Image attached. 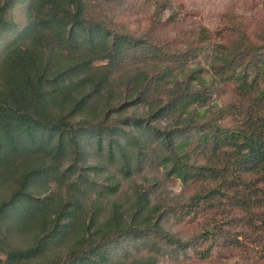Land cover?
Masks as SVG:
<instances>
[{
	"label": "trees",
	"instance_id": "16d2710c",
	"mask_svg": "<svg viewBox=\"0 0 264 264\" xmlns=\"http://www.w3.org/2000/svg\"><path fill=\"white\" fill-rule=\"evenodd\" d=\"M133 5L0 0V183L21 171L0 198V264H185L201 243L211 244L228 205L248 213L247 225L263 239L264 31L231 25L221 35L204 24L176 25L173 16L170 29L182 30L168 34L156 14L136 33L118 18ZM210 46L205 75L187 63ZM98 59L107 62L93 65ZM128 63L138 68L132 95L106 100L97 118L82 115ZM169 80L180 83L159 96ZM156 96L146 112L129 110ZM167 115L179 119L162 125ZM158 163L183 182L162 199L155 196L162 176L145 167ZM72 167L80 170L70 178ZM52 177L67 191L32 189ZM104 211L113 222L93 229ZM197 214L209 226L185 233ZM79 225L75 248L50 255ZM34 226L32 242L15 239Z\"/></svg>",
	"mask_w": 264,
	"mask_h": 264
},
{
	"label": "rangeland",
	"instance_id": "374dc122",
	"mask_svg": "<svg viewBox=\"0 0 264 264\" xmlns=\"http://www.w3.org/2000/svg\"><path fill=\"white\" fill-rule=\"evenodd\" d=\"M132 2L134 5L131 8L121 11V13L118 14V18L120 24L127 25L129 29L136 33H143L147 27L152 24V20L156 14L158 15L157 25L166 29L165 33L168 34L172 31V29H170L172 23L169 25V22L173 16L174 19H176V25L179 23L185 26L204 24L213 30H218V33L221 35L222 32H226L228 28L230 29L233 25L246 28L248 31L252 29L264 31V0H168V2L153 0V4H150V2L144 3L142 0H132ZM181 30L182 28H177L175 31H172V33L178 35ZM213 58L214 50L212 46H210L205 49L198 58L191 59L187 64H196L197 67L201 69V73L210 75V61L213 60ZM106 62L107 59H98L94 61L93 65L105 64ZM127 66L128 67L121 69V75L113 78L115 81H113V84L111 83V87H109V94L103 90V97L98 99L95 104L91 103L92 105H88L81 113L82 115L90 118H97L102 114L106 100L111 99V101H113L116 97L118 99L121 96L126 97L132 95L136 86L134 77L135 71L137 72L138 68L129 65V63ZM148 68H151V66H148ZM177 71L184 73L182 69ZM168 77H170V75ZM164 83L157 92L159 96L167 95L172 88L180 83V81L175 82L169 80ZM157 98L156 96L155 99H149L140 104H134L129 110L139 114L144 113L150 106L154 105ZM176 119H179L177 115H167L160 120V123L162 125H169L174 123ZM86 161L94 163L97 161V157L88 156ZM145 167L146 169L153 170L152 172L160 174L163 178L161 187H159L155 193L157 199H162L166 194H172L181 190L183 186L182 180L175 175L169 176L167 173L168 169L165 167L163 168L161 163L154 166L146 165ZM79 170L78 168L72 167L68 176L70 178L76 176ZM85 170L91 172V178H94L97 174L89 167L85 168ZM20 172L19 169L16 173L12 175L9 174L7 179L0 183V198L6 196L16 186L17 177ZM106 173V170L99 171L98 176L101 177H99L98 180L104 182V177L107 176ZM138 181H140V179H138ZM32 189L37 193L46 191L62 193L67 191V185L64 181L52 177L47 183H34ZM89 191L93 196L98 194L96 190L89 189ZM228 200L230 202V199ZM228 200L225 201L227 202ZM88 201L90 202V200ZM87 206L89 205L87 204ZM226 209L227 212H230V215L226 217L225 215L227 213L222 215L220 213L218 214L219 219L223 221V226L219 228L213 236L211 244L201 243L200 248L202 251L197 254L194 253L191 258L185 261V264H264V237L258 241L255 233H253L254 229L247 225L248 213H240L238 209L232 205H228ZM85 215L88 216L89 212ZM110 215L111 213L108 211H104V213L99 215L94 225L95 228L93 229L108 228L113 222L111 221V223L108 224ZM184 225L185 233L188 234L197 229L209 226L206 222L205 214H197V216L191 215L187 218ZM35 229L34 226L33 229L30 228L26 230V233L21 236H16L15 239L24 244L32 242ZM83 232L84 226L79 225L77 231L72 233L65 240L53 243L50 247L49 254H68V251L75 248L74 242ZM138 255L139 254H137V256ZM115 257L116 259H123L120 253H116ZM166 258H169V255H166ZM165 262L167 261H163V263Z\"/></svg>",
	"mask_w": 264,
	"mask_h": 264
}]
</instances>
